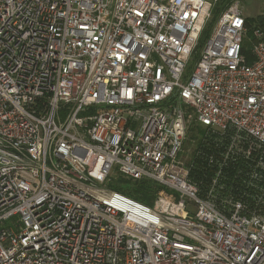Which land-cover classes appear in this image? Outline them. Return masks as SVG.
Returning a JSON list of instances; mask_svg holds the SVG:
<instances>
[{"label": "built area", "instance_id": "1", "mask_svg": "<svg viewBox=\"0 0 264 264\" xmlns=\"http://www.w3.org/2000/svg\"><path fill=\"white\" fill-rule=\"evenodd\" d=\"M217 2L0 0V264H264V16L191 67Z\"/></svg>", "mask_w": 264, "mask_h": 264}, {"label": "trees", "instance_id": "2", "mask_svg": "<svg viewBox=\"0 0 264 264\" xmlns=\"http://www.w3.org/2000/svg\"><path fill=\"white\" fill-rule=\"evenodd\" d=\"M232 1L233 0H227L228 3L226 5H223V7H221V8L217 7V4H218V2H217L216 6L214 8V10L216 9V11L219 9L217 19H216L214 24L213 23L211 24L210 20H209L205 29L203 30V33H202L201 38L199 40L198 46H197L196 51H195L194 56H193V61H192L191 67H193V64H195L197 62L199 55H200V52L203 49V47L205 46L208 38L210 37L212 29L215 26L220 14L223 12V10H225L229 6V4H231ZM261 21H262V17L260 18L258 23H260ZM250 23L251 22L249 21V25H251ZM249 34L251 36V32ZM190 132H192V133L194 132V134H196V138H198L199 136H197V135L202 132V129H201V127L197 126V127H193ZM190 165H191L190 166L191 177L199 179V180L204 179L203 183H206L207 178H205V177L203 178V175L205 174L206 167H205L204 162L201 160L200 156H196L194 154ZM153 183L154 182L146 180V179H142L141 181H137V182H132L130 180H125V178L122 177V178L118 179L115 182V184H113V187L112 186L111 187L122 192V193H124V194H126V195H128V196H130V197H133V198H135L141 202L148 204V202H150V199H151L150 193L153 194V192H155L153 187H152Z\"/></svg>", "mask_w": 264, "mask_h": 264}, {"label": "rangeland", "instance_id": "3", "mask_svg": "<svg viewBox=\"0 0 264 264\" xmlns=\"http://www.w3.org/2000/svg\"><path fill=\"white\" fill-rule=\"evenodd\" d=\"M234 1L235 0H233L232 2H234ZM238 1L240 2V7L243 11L244 16L247 17L249 19V21L251 22L250 23L251 27L256 26L258 24V21L260 20V18L264 16V0H238ZM227 3H228L227 0H219L217 7L221 8V7H223V5H226ZM218 11H219V9L217 11H216V9L213 11V14L210 18L211 24L215 23V21L217 19ZM191 129H190V131H191ZM190 131L188 132L187 137H186L185 142H184V150L185 151L183 153V155L186 154L188 156H190L193 153V150L195 149L196 144L198 143V140L196 138V134H194V132L192 133ZM122 177L125 178V180H130L132 182L141 181V180H134L131 178H127V177L121 176L118 173H116L114 175L113 181L110 182V187L111 186L113 187V184H115V182ZM203 185L206 186L207 182L203 183ZM152 187H153L155 192H153V194L150 193L151 199H150V202H148L149 205H153L157 195H161V194L170 195V193L164 187H161V186L157 185L156 183H153ZM203 188L207 189L208 187H203Z\"/></svg>", "mask_w": 264, "mask_h": 264}]
</instances>
